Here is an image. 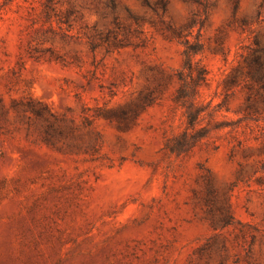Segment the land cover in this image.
Returning <instances> with one entry per match:
<instances>
[{
  "label": "rangeland",
  "instance_id": "374dc122",
  "mask_svg": "<svg viewBox=\"0 0 264 264\" xmlns=\"http://www.w3.org/2000/svg\"><path fill=\"white\" fill-rule=\"evenodd\" d=\"M46 3L0 0V264H264V0ZM186 41L218 128L170 152Z\"/></svg>",
  "mask_w": 264,
  "mask_h": 264
},
{
  "label": "trees",
  "instance_id": "16d2710c",
  "mask_svg": "<svg viewBox=\"0 0 264 264\" xmlns=\"http://www.w3.org/2000/svg\"><path fill=\"white\" fill-rule=\"evenodd\" d=\"M45 6L48 8V11L55 10L54 0H47ZM184 44V64L183 68L177 71L180 86L174 96V102L184 109L187 126L184 132L177 136L176 140L168 139L166 141L165 148L170 152L186 151L207 136L208 129L211 125L218 128L217 122H211L208 126L201 125L204 114H208L213 119L214 113L216 112L215 110L207 111L208 106L199 100L201 88L209 82V72L204 65L194 60V56L199 52L195 44H191L188 41ZM254 63L259 64V67L254 68ZM244 75L247 78V85L250 92L248 97V101H250L248 104V113H250L249 110L253 109L251 93L254 92L255 85L258 84L261 88H264V60H262L261 56L250 61L249 67ZM152 102L151 99L149 103ZM37 112L39 114V111ZM106 116L108 118L112 117V115Z\"/></svg>",
  "mask_w": 264,
  "mask_h": 264
}]
</instances>
